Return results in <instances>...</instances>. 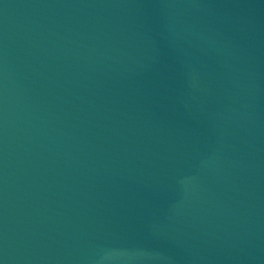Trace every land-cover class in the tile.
Masks as SVG:
<instances>
[{
    "label": "water",
    "instance_id": "95a60500",
    "mask_svg": "<svg viewBox=\"0 0 264 264\" xmlns=\"http://www.w3.org/2000/svg\"><path fill=\"white\" fill-rule=\"evenodd\" d=\"M0 264H264V0H0Z\"/></svg>",
    "mask_w": 264,
    "mask_h": 264
}]
</instances>
